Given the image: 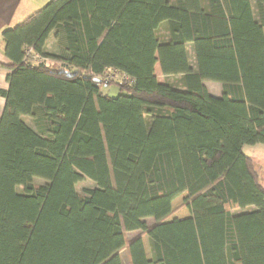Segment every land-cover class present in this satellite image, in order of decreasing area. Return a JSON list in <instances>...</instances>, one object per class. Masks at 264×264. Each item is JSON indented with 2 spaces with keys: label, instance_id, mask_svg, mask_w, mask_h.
<instances>
[{
  "label": "trees",
  "instance_id": "trees-1",
  "mask_svg": "<svg viewBox=\"0 0 264 264\" xmlns=\"http://www.w3.org/2000/svg\"><path fill=\"white\" fill-rule=\"evenodd\" d=\"M205 2L49 0L1 34L0 264H121V251L128 264H264V186L243 152L264 145V0ZM156 63L184 89L158 83ZM107 70L126 80L104 84ZM85 179L97 187L82 196ZM184 193L191 217L167 221Z\"/></svg>",
  "mask_w": 264,
  "mask_h": 264
},
{
  "label": "crops",
  "instance_id": "crops-1",
  "mask_svg": "<svg viewBox=\"0 0 264 264\" xmlns=\"http://www.w3.org/2000/svg\"><path fill=\"white\" fill-rule=\"evenodd\" d=\"M47 1L48 0H0V64H3V65L9 64V61L7 60V58L5 57V54H4V43L2 41L1 34L5 30L13 28L16 25L23 22L26 17H28L29 15H31L32 13H34L35 11L40 9V6H42ZM251 7H252L253 11L256 12V9L253 8L252 4H251ZM256 17H257V15H256ZM51 37H53V36H51ZM156 37L158 38L159 42H161V43L167 42L169 40V30H168V23L167 22H163L157 27ZM46 45H47V43H45V46ZM45 46H44L45 52L49 53L48 50H46ZM185 49H186V54H187V59H188L189 65L193 71H196L195 70L196 69V62H195V53H194L193 44L187 43ZM57 52H58V48H55V51H53L52 53L57 54ZM8 74H9V70L0 66V91H2V92H5L8 89V85H7V81H6ZM154 75L157 79V82L160 84H163V83L169 81L172 84L174 83V86L184 89V80L180 77H164L162 72H161V68H160L159 63H156L154 66ZM203 86L205 87L207 92L214 97H220L222 94V86L220 83L204 81ZM4 104H5V99L3 96L0 95V116L3 112ZM24 119H26V118H23V120ZM173 215L174 214H172L171 217ZM189 217H191L190 212H186V215H184V216H180V217L173 216L172 219L169 218L167 221H171L174 219L181 220V219H186ZM138 233L139 232H137V231L130 232L128 234V235H130V237L128 235H127V237H128V239H131L134 236H136ZM144 237H146V236H142V242H143L144 249H145V252L147 255ZM146 242H147L146 244L148 245L147 237H146ZM148 249H149V245H148ZM148 254H149V251H148ZM120 258H121V253H120ZM121 264H122V259H121Z\"/></svg>",
  "mask_w": 264,
  "mask_h": 264
},
{
  "label": "rangeland",
  "instance_id": "rangeland-1",
  "mask_svg": "<svg viewBox=\"0 0 264 264\" xmlns=\"http://www.w3.org/2000/svg\"><path fill=\"white\" fill-rule=\"evenodd\" d=\"M49 1V0H48ZM206 1V0H205ZM204 1V6H207V2ZM46 3V2H45ZM45 3L43 5H45ZM251 4L253 6V8H255V2L254 0H251ZM42 5V6H43ZM40 6V8L42 7ZM256 9V8H255ZM48 42L46 47V50H48V52L52 53L53 51H55V48H57L53 37H49V40H47ZM101 92L104 96H109V97H116L118 94H120V89L118 88V86L116 85H109V86H101ZM26 122H28V119H24ZM29 125H31V122L29 121ZM243 152L252 157V159L255 161V163L257 165H259L260 167V180H261V184L264 186V145L262 144H257V145H253V146H244L243 147ZM22 178L26 179L27 182H32L35 185H45L48 182L42 180V179H38V178H31L29 176H22ZM97 186L95 183H93L90 180H83L81 182H79L76 185V192L79 195L85 196L87 191L95 189ZM18 191L21 192V189L18 188ZM187 197V194L184 193L182 195H180L179 197H177L171 204V207L173 209V216H184L186 215V212H189L188 209L183 206V203L185 201ZM239 211V210H237ZM234 212V211H233ZM173 216L169 217L170 219L173 218ZM168 218V219H169ZM167 219V220H168ZM145 223H147L148 225L152 224L153 220L151 218H147L144 221ZM130 237V235H128ZM145 236V235H143ZM144 242L146 245V251H147V255H148V245L146 244V237H144ZM121 259H122V264H128L127 261V256H126V252L125 251H121Z\"/></svg>",
  "mask_w": 264,
  "mask_h": 264
},
{
  "label": "built area",
  "instance_id": "built-area-1",
  "mask_svg": "<svg viewBox=\"0 0 264 264\" xmlns=\"http://www.w3.org/2000/svg\"><path fill=\"white\" fill-rule=\"evenodd\" d=\"M125 80L126 78L121 77L120 74L116 70H107L103 78L104 84H108L111 81L122 82Z\"/></svg>",
  "mask_w": 264,
  "mask_h": 264
}]
</instances>
